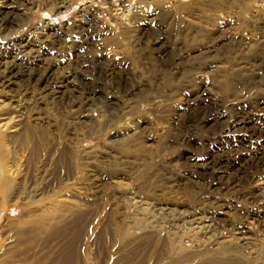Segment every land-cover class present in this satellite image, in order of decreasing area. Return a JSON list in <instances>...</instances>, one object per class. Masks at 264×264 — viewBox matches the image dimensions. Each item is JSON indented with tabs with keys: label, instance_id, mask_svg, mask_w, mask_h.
Instances as JSON below:
<instances>
[{
	"label": "rangeland",
	"instance_id": "1",
	"mask_svg": "<svg viewBox=\"0 0 264 264\" xmlns=\"http://www.w3.org/2000/svg\"><path fill=\"white\" fill-rule=\"evenodd\" d=\"M0 12L34 75L0 83V264H264V0Z\"/></svg>",
	"mask_w": 264,
	"mask_h": 264
},
{
	"label": "bare ground",
	"instance_id": "2",
	"mask_svg": "<svg viewBox=\"0 0 264 264\" xmlns=\"http://www.w3.org/2000/svg\"><path fill=\"white\" fill-rule=\"evenodd\" d=\"M30 1V0H29ZM7 2H9V4L10 3H14L15 2V0H7ZM18 2V1H17ZM18 3H20V2H18ZM26 3V2H25ZM32 3V2H31ZM19 14V13H18ZM21 16V15H20ZM87 20V19H86ZM18 21V18H17V16L16 15H14V13H2V12H0V22H1V26H3V29H4V27H10V26H12V25H14L16 22ZM91 24V23H90ZM92 25V24H91ZM18 27V26H17ZM5 28V29H6ZM81 28H83V27H81ZM87 28V27H86ZM1 29V28H0ZM10 29V28H9ZM87 29H91V28H87ZM4 31V30H3ZM84 31H86V30H84ZM84 33H86V32H84ZM89 33V32H88ZM91 37H93V36H91ZM86 40H87V38H86ZM90 40V39H89ZM26 42V41H25ZM86 42V41H85ZM19 44V43H18ZM17 44V45H18ZM16 46V45H15ZM22 47L24 46V45H21ZM33 47H34V45H32ZM18 47V46H17ZM20 48V47H19ZM24 49V48H23ZM207 49V48H206ZM211 50V49H210ZM26 51V50H25ZM207 53H208V51H207ZM11 54V53H10ZM22 54V53H21ZM14 55H15V53H14ZM13 55V56H14ZM209 56V55H208ZM21 58V57H20ZM20 58L18 59V58H15V59H12V57H11V59L12 60H10V61H6V59L5 58H3V59H0V83L1 84H6V83H9V82H11V81H13L14 79H17V80H21L22 82H26V85L28 86V84H27V82L29 83V82H32V81H34V75L32 76V74H31V72L29 71L30 69H27V67L24 65V63L22 64V62H21V60H20ZM29 58V57H28ZM38 59V58H37ZM26 62V61H25ZM96 63V62H95ZM248 63V62H247ZM28 64V63H27ZM30 64V63H29ZM28 64V65H29ZM32 64V63H31ZM104 65V64H103ZM25 66V67H24ZM33 66H35V65H33ZM39 67V66H38ZM104 67H106V66H104ZM197 67V66H196ZM245 67V66H244ZM40 69V68H39ZM32 70V69H31ZM43 70V69H42ZM96 70V69H95ZM101 70V69H100ZM103 70V69H102ZM92 71V70H91ZM108 71V70H107ZM98 72V71H97ZM96 72V73H97ZM36 74H38V73H36ZM106 74V73H105ZM50 75V74H49ZM98 75V74H97ZM96 75V76H97ZM247 75V74H246ZM248 75H250V74H248ZM39 76V75H38ZM95 76V77H96ZM256 76V75H255ZM40 77H41V75H40ZM94 77V78H95ZM102 77H104V75L102 76ZM111 77V76H110ZM175 77V76H174ZM51 78V77H50ZM250 78V77H249ZM53 79V78H52ZM51 79V80H52ZM231 79L233 80V81H230L231 83H233V82H236V81H234V79L231 77ZM253 78H251L250 80H251V84H252V80ZM99 80V79H98ZM98 80H96V81H98ZM106 80V79H105ZM237 80H238V78H237ZM53 81V80H52ZM95 81V82H96ZM104 81V80H103ZM21 82V83H22ZM240 82V81H239ZM111 83V82H110ZM109 83V84H110ZM255 83V82H254ZM45 84V83H44ZM62 84V83H61ZM96 84V83H95ZM235 84V83H234ZM233 84V85H234ZM50 85V84H49ZM57 85V84H56ZM58 85H60V84H58ZM64 85V84H63ZM10 86V85H9ZM65 86V85H64ZM99 86V85H98ZM248 86V85H247ZM44 87V86H43ZM48 87V86H47ZM46 87V88H47ZM113 87V86H112ZM238 87V86H237ZM23 88V87H22ZM65 88V87H64ZM101 88V87H100ZM114 88V87H113ZM116 88V87H115ZM246 88V87H245ZM37 89V88H36ZM41 89H43V88H41ZM29 90V89H28ZM46 90V89H45ZM26 91V90H25ZM32 91V90H31ZM81 91V90H80ZM87 91V90H86ZM111 92H113L112 90H110ZM63 92V91H62ZM88 92V91H87ZM96 93V92H95ZM43 95H44V93H42ZM53 94V93H52ZM56 95H59L60 96V94H61V92L59 91V89H57V91H56V93H55ZM102 94V93H101ZM54 95V94H53ZM59 96H55V97H59ZM80 96V95H79ZM94 96V95H93ZM106 96V95H105ZM92 97V96H91ZM91 97H89V99L91 98ZM200 97V96H199ZM54 99V98H53ZM109 99V98H108ZM198 99V98H197ZM12 100V99H11ZM10 100V101H11ZM59 100V99H58ZM116 100V99H115ZM9 101V103H11ZM39 101H40V99H39ZM81 101V100H80ZM195 101V100H194ZM217 102V101H216ZM79 103V102H78ZM188 103V102H187ZM193 103V102H192ZM258 103V102H257ZM81 104H82V102H81ZM88 104V103H87ZM107 104H109V103H107ZM220 104V103H219ZM9 104H5L4 103V101L3 102H1L0 103V109H3V108H5L6 106L7 107H9L8 106ZM11 105V104H10ZM39 105V104H38ZM79 106H82V105H79ZM112 106H114V105H112ZM239 106H240V104H239ZM239 106H233L234 107V112H236V114H235V119H234V124L235 123H238L239 125L240 124H242V125H244V124H246L245 122H248V120H250L249 118H248V116H249V113L248 114H246V111L245 110H242V106H240L241 108L240 109H238V107ZM188 107V106H187ZM246 107V106H245ZM217 108V107H216ZM212 109H214V104L211 102V101H209V99H201L198 103H193V104H191V106L189 107V109H188V111L186 112V114H187V116H189V117H193V119L194 120H198V117H200V119H201V117H211L212 116V114L210 113V111L212 110ZM187 110V109H186ZM218 110V109H217ZM36 111V110H35ZM214 111H216V110H214ZM11 112V111H10ZM243 112H245V113H243ZM75 113V112H74ZM10 114H12V113H10ZM38 114V113H37ZM182 115H183V113H182ZM226 115V114H225ZM1 116V115H0ZM22 116V115H21ZM18 117V116H17ZM216 117V116H215ZM218 118H219V115L217 116ZM216 117V118H217ZM230 117V116H229ZM20 118V117H19ZM199 119V120H200ZM220 119V118H219ZM186 120H187V118H186ZM189 120V119H188ZM217 120V119H216ZM6 121H8V120H6ZM208 121V120H207ZM8 122H10V121H8ZM232 122V121H231ZM3 123H5V122H1V124L2 125H0V127H4V125L5 124H3ZM192 123V122H191ZM189 124V123H188ZM232 125V124H231ZM189 126V125H188ZM205 126V125H204ZM229 126H230V124H229ZM16 127V126H15ZM25 128V127H24ZM29 128V127H28ZM188 128V127H187ZM193 128V127H192ZM191 128V129H192ZM3 129V128H2ZM175 129H177V128H175ZM182 129V128H181ZM180 129V130H181ZM196 129V128H195ZM233 129V128H232ZM26 130V129H25ZM174 132H175V130H174ZM1 133V132H0ZM178 133H179V130H178ZM184 133V132H183ZM185 133H187V130H186V132ZM193 133V132H192ZM191 134V133H190ZM181 136V135H180ZM0 137H1V135H0ZM184 137V136H183ZM180 138V137H179ZM182 139V138H181ZM1 140V139H0ZM20 140V139H19ZM183 140V139H182ZM211 140V139H210ZM213 141V140H212ZM215 141V140H214ZM181 142V141H180ZM211 143V142H210ZM207 144V143H206ZM218 146V145H217ZM203 161V160H202ZM207 167V166H206ZM218 167V166H217ZM216 168V167H215ZM200 170H202V168H200ZM211 170H214V168H212ZM225 170H226V168H225ZM207 172V170H202V173L203 174H205ZM198 173V172H197ZM201 173V174H202ZM207 174V173H206ZM212 174V173H211ZM209 177V176H208ZM212 177V176H211ZM216 177V179H217V175L215 176ZM219 177V176H218ZM203 178V177H202ZM227 179H229V178H227ZM231 179V178H230ZM239 179V178H238ZM228 182H229V180H227ZM238 181V180H237ZM241 181V180H240ZM231 185V184H230ZM235 186V185H234ZM227 187V186H226ZM231 187V186H230ZM227 188H229V186L227 187ZM229 190V189H228ZM231 194V193H230ZM260 215V214H259ZM258 216V215H257Z\"/></svg>",
	"mask_w": 264,
	"mask_h": 264
}]
</instances>
